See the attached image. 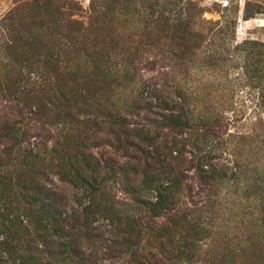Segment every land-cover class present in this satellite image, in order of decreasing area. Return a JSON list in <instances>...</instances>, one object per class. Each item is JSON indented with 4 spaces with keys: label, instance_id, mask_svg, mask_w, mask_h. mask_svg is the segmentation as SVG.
I'll return each instance as SVG.
<instances>
[{
    "label": "rangeland",
    "instance_id": "374dc122",
    "mask_svg": "<svg viewBox=\"0 0 264 264\" xmlns=\"http://www.w3.org/2000/svg\"><path fill=\"white\" fill-rule=\"evenodd\" d=\"M14 32L16 41L9 47ZM40 39L61 52L72 51L76 42L95 41L102 61L125 76L117 99L144 93L150 110L182 114L181 127L161 128L156 122L148 127L153 142L168 141L170 147L173 136L180 140L177 163L183 179L170 192L186 221L180 220V230L170 233V239L182 236L188 223L194 225L188 237L204 250L193 249L177 260L151 245L154 254L168 264H205L223 244L232 250L251 226L264 228V0H0V80L42 71L48 58ZM251 55L254 62L248 60L242 70ZM153 88L163 90L159 105L148 93ZM3 91L0 128L12 115ZM158 114L147 113L160 120ZM44 136L50 144V136ZM206 151L220 174L222 162L229 168L201 191L193 173L196 158ZM50 177L47 186L75 205V189L55 174ZM109 187L120 216L142 215L141 201L153 195L144 192L136 203L134 190L125 183L110 181ZM166 220L165 214L156 219ZM109 221L98 217L94 223L104 237L112 235ZM144 238L153 240L148 232Z\"/></svg>",
    "mask_w": 264,
    "mask_h": 264
},
{
    "label": "trees",
    "instance_id": "16d2710c",
    "mask_svg": "<svg viewBox=\"0 0 264 264\" xmlns=\"http://www.w3.org/2000/svg\"><path fill=\"white\" fill-rule=\"evenodd\" d=\"M16 35L8 40L9 47ZM40 40L48 58L42 71L33 77L10 75L0 80L2 99L12 112L0 128V264H168L151 245L177 260L193 249L204 250L198 240L188 237L194 227L188 223L182 236L170 239V233L180 230V220L186 221L170 192L183 179L177 163L180 140L173 136L170 147L168 141L153 142L148 127L154 122L161 128L181 127L182 114L159 108L160 120L150 119L147 113L157 112L150 110L144 93L117 99L125 76L119 77L112 63L102 61L95 41L76 42L72 51L61 52ZM248 60L253 61L252 55L242 70ZM153 89L148 93L153 92L159 105L165 98L163 90ZM42 131L50 136V144L43 142ZM225 162L220 174L207 151L198 156L193 173L198 189L206 190L224 177L229 168ZM54 174L75 189V205L47 186ZM110 181L134 190L136 203L144 192L153 194L141 201L142 215L120 216L114 211ZM161 214L167 220L157 222ZM98 217L110 220L111 236L104 237L94 225ZM262 229L251 226L232 250L223 244L206 261L264 264ZM147 232L153 240L144 238Z\"/></svg>",
    "mask_w": 264,
    "mask_h": 264
}]
</instances>
